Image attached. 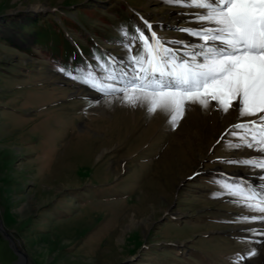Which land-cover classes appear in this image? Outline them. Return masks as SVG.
I'll use <instances>...</instances> for the list:
<instances>
[{"label": "rangeland", "instance_id": "obj_1", "mask_svg": "<svg viewBox=\"0 0 264 264\" xmlns=\"http://www.w3.org/2000/svg\"><path fill=\"white\" fill-rule=\"evenodd\" d=\"M201 11L170 0H0V228L24 255L0 232V264H264V220L240 218L264 213L218 179L261 183V169L224 162L259 155L228 147L242 134L232 126L259 114L188 103L173 126L169 111L62 71L87 65L111 83L114 58L142 54L131 33L150 38L145 20L165 43H194L172 29L199 27Z\"/></svg>", "mask_w": 264, "mask_h": 264}, {"label": "snow or ice", "instance_id": "obj_2", "mask_svg": "<svg viewBox=\"0 0 264 264\" xmlns=\"http://www.w3.org/2000/svg\"><path fill=\"white\" fill-rule=\"evenodd\" d=\"M170 2L203 10L194 14L199 27L172 29L187 32L195 38L194 43L185 40L165 43L152 31L153 25L145 20L150 38L145 37L143 28L137 27L131 33L133 36L139 33L142 54L127 59L114 58L119 71L113 68L111 72L103 73L111 83H104L99 79L102 73L88 71L87 65L79 74L75 65L65 66L62 71L97 93L122 94L126 104H147L148 111L153 113L157 109L169 111L173 126L188 103L208 108L214 101L223 112L233 109L241 117L264 114V0ZM122 31H126L123 26ZM92 59L95 61V54ZM93 66L99 67L95 63ZM232 127L241 130L242 134L233 132V136L239 135L240 143L228 147L248 148L259 155L245 154L239 160L233 157L224 162L261 169L254 173L261 183L253 184L246 177H234L231 181L219 177L220 186L233 196L246 190L245 198L238 202L250 211L264 213V115L256 121L236 123ZM240 218L264 220V217L247 215ZM255 254V251L250 253Z\"/></svg>", "mask_w": 264, "mask_h": 264}, {"label": "water", "instance_id": "obj_3", "mask_svg": "<svg viewBox=\"0 0 264 264\" xmlns=\"http://www.w3.org/2000/svg\"><path fill=\"white\" fill-rule=\"evenodd\" d=\"M0 232H2L4 234V237L9 241L11 248L14 250V252L16 253V255L18 256L19 259H24V255L23 253L14 245L12 239L10 238V236L5 233L1 228H0ZM23 264V262L21 263Z\"/></svg>", "mask_w": 264, "mask_h": 264}, {"label": "bare ground", "instance_id": "obj_4", "mask_svg": "<svg viewBox=\"0 0 264 264\" xmlns=\"http://www.w3.org/2000/svg\"><path fill=\"white\" fill-rule=\"evenodd\" d=\"M194 40H195V39H194ZM260 115H264V114H259V116H260ZM248 121H253V120L249 118ZM252 152H253V151H252ZM253 153H254V152H253Z\"/></svg>", "mask_w": 264, "mask_h": 264}, {"label": "trees", "instance_id": "obj_5", "mask_svg": "<svg viewBox=\"0 0 264 264\" xmlns=\"http://www.w3.org/2000/svg\"><path fill=\"white\" fill-rule=\"evenodd\" d=\"M20 49H28V48H25L24 46H21Z\"/></svg>", "mask_w": 264, "mask_h": 264}]
</instances>
